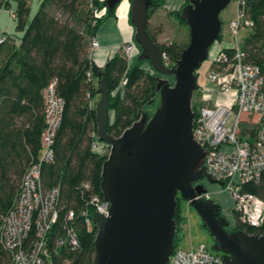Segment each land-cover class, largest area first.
Instances as JSON below:
<instances>
[{"label":"trees","instance_id":"obj_1","mask_svg":"<svg viewBox=\"0 0 264 264\" xmlns=\"http://www.w3.org/2000/svg\"><path fill=\"white\" fill-rule=\"evenodd\" d=\"M13 1L19 42L15 45L7 37L0 42V222L12 204L22 174L38 158L44 124L41 92L54 82V92L63 102L62 112L52 145L53 160L40 164L42 188H58L57 218L47 233V246L52 250L53 238L63 237L61 223L67 210L74 214L71 225L78 246H60L56 253H51L50 264H90L95 227L87 231L79 213L83 209L92 211L85 204L90 195L100 196L104 156L91 149L96 139L95 118L93 105L88 102L98 94L103 71L111 111L106 132L117 137L139 119L144 105L154 100L156 72L144 68L142 60L129 64L121 53L107 59L101 68L89 61V37L101 20L96 18L91 25L90 4L102 7L100 0H39L31 18L28 0ZM10 6L9 0H0L1 8ZM159 6V0L150 4L147 19ZM239 8L252 28L240 44L243 60L257 65L264 74V0H242ZM178 14L179 11L175 12L177 17ZM179 22L187 27L183 20ZM147 31L160 53H166L172 63L188 43H159L162 30H155L148 21ZM83 182L88 184L87 190L81 187ZM241 192L264 200V171L259 181L244 183ZM175 220L177 224L182 220L178 197ZM236 224L247 233L264 234V222L258 228L240 224L237 219ZM7 260V253L0 246V264H7Z\"/></svg>","mask_w":264,"mask_h":264},{"label":"water","instance_id":"obj_2","mask_svg":"<svg viewBox=\"0 0 264 264\" xmlns=\"http://www.w3.org/2000/svg\"><path fill=\"white\" fill-rule=\"evenodd\" d=\"M119 0H105L108 12ZM154 0H130L134 40L141 48L137 62L147 60L157 74L173 76L171 85L157 77L160 106L149 120H138L113 137L106 132L110 106L105 74L100 72L94 106L95 138L109 146L101 165L99 190L107 214L92 211L95 227L90 264H168L179 231L175 220L177 195L192 206L214 239L213 248L225 264H264V234L238 228L228 231L220 205L202 184L223 185L203 165L204 151L192 134V98L198 88L196 71L220 37V13L231 0H188L178 18L189 40L172 67L163 63L159 46L147 31Z\"/></svg>","mask_w":264,"mask_h":264},{"label":"built area","instance_id":"obj_3","mask_svg":"<svg viewBox=\"0 0 264 264\" xmlns=\"http://www.w3.org/2000/svg\"><path fill=\"white\" fill-rule=\"evenodd\" d=\"M241 3L242 0H238L237 16L229 23L235 42L219 50L210 59L207 78L216 86L218 97L212 103L209 102V90L198 86L199 94L196 100L194 96L192 98V134L205 153L203 165L207 174L216 181H222L223 189L230 193L238 222L258 228L264 222V200L251 193L241 192V187L246 182L259 181L264 171V74L257 65L243 60L244 53L236 41L242 22L251 25L239 8ZM103 10V6L90 4L91 25L96 18L101 17ZM10 15L14 17L13 12ZM3 39L1 37L0 42ZM97 47L98 43L92 34L88 51ZM138 48L135 40L130 38L119 49L130 64ZM161 57L165 66L175 65L166 53H161ZM86 76L90 81L89 71ZM41 95L44 124L39 135L38 158L22 174L12 204L0 222V246L8 255L7 264H50L51 253H56L60 246L67 245L71 249L78 246L71 225L74 216L72 210L64 214L61 223L63 237L53 238L52 250L47 246V233L57 218L58 188H42L40 164L53 160L52 145L63 102L54 92V82L45 86ZM88 104H91L90 100ZM98 143L95 139L91 149L96 151ZM81 187L87 190L89 186L83 182ZM209 197L208 192L203 195V198ZM85 204L92 211L107 214L108 202L101 195H90ZM91 212L83 209L79 213L87 231L93 226ZM223 256L212 255L203 245L189 251L174 246L168 264H225Z\"/></svg>","mask_w":264,"mask_h":264},{"label":"rangeland","instance_id":"obj_4","mask_svg":"<svg viewBox=\"0 0 264 264\" xmlns=\"http://www.w3.org/2000/svg\"><path fill=\"white\" fill-rule=\"evenodd\" d=\"M9 1L11 4V8L14 7V1L13 0H9ZM104 2L105 0H102V6H105ZM237 3L238 0H231L229 4L226 6V8H224L221 11L220 13V19L222 22L221 32H220L221 35H220V39H218L215 42H218L219 40L229 44H233L235 42V37L231 34L229 23L237 16ZM37 7H38V0H28L29 18L33 16L35 11L37 10ZM172 21H174L173 25L169 23L165 24L164 29L161 31L160 35L158 36V42L166 43V44L170 42H176L178 45H182L185 42H188L189 40L188 27H186L181 22H179V19L175 14H173ZM251 32H252L251 25H244V23L242 22V25L240 26L238 33L236 35V41L238 42V44H242L243 40L249 34H251ZM215 46L211 47L212 48L211 52L214 51ZM140 53H141V48L139 47L138 51L134 53L131 58L130 61L131 64L137 63ZM210 55L211 54L209 53L208 57L201 63L200 67L196 71L197 73L200 72V74L197 76L198 86L203 85L205 81L204 79L205 75L203 74V72H205V70L210 67L211 64ZM142 61H143L142 66L144 68L150 70L151 72H155L147 60H142ZM156 76L159 79L167 80V82L170 83L171 85L174 83L173 76L161 75L157 73ZM197 94H199V92L196 90L193 94L195 100ZM98 97L99 96L97 94L96 96H93L91 98V105H93V108L98 100ZM160 103L161 101H160L159 91H156V96L154 100L144 105L142 109V114L146 117V120H149L152 117L155 110L160 106ZM108 116L109 118L111 117V111H108ZM96 151L102 156H104V160H105L109 153V146L99 141V143L97 144ZM201 182H203L206 191L210 194L209 198H211L214 202L219 203L222 214L228 220L229 225L233 227L232 230L238 229L236 224L235 214L233 212V201L230 193L227 190H224L223 186H221L218 183H210L206 179L201 180ZM177 196L179 199V209L182 220L179 225L180 229L176 234V243H175L176 248L189 251L191 249L198 248L200 245H203L212 255H223L222 251H218L213 248L214 239L210 235L208 229L203 226L202 219L199 216V214L196 212V210L192 206L188 205L186 200L181 198L180 193H178Z\"/></svg>","mask_w":264,"mask_h":264},{"label":"crops","instance_id":"obj_5","mask_svg":"<svg viewBox=\"0 0 264 264\" xmlns=\"http://www.w3.org/2000/svg\"><path fill=\"white\" fill-rule=\"evenodd\" d=\"M159 2H161V6L151 13L148 19L149 25L155 28V30H163L166 23L173 25V14L177 11L180 12L182 7L188 3V0H159ZM103 7L104 10L101 15V20L94 29V36L98 43V47L88 51L89 61L99 68L103 66L107 59L120 53L119 48L121 44L127 39H134L133 36L135 32L130 21V0H119L110 13L106 6ZM13 8L14 7L11 8V6L9 9L0 7V38H10L14 44L17 45L19 42V33L15 31V18L10 15V12H13ZM229 45V43L220 40L215 42L211 46H215L214 51L211 52L212 48H210V59H212L219 50L228 48ZM209 69L210 67L206 69L207 71L205 70V72H203L205 81L203 85L199 87L209 90L211 95L209 102L212 103L218 97V94L216 93V86L207 78L206 73L208 74ZM199 74L200 72H196L197 76Z\"/></svg>","mask_w":264,"mask_h":264},{"label":"flooded vegetation","instance_id":"obj_6","mask_svg":"<svg viewBox=\"0 0 264 264\" xmlns=\"http://www.w3.org/2000/svg\"><path fill=\"white\" fill-rule=\"evenodd\" d=\"M203 179H206L205 177H203V178H201L199 181H197L196 182V184H202L203 185V182H201V180H203ZM207 180V179H206ZM204 186V185H203ZM219 215H223L222 214V212H221V210L219 211ZM228 221V220H227ZM203 222V221H202ZM180 223L179 224H177V226L180 228ZM225 229H227L228 231H231L232 229H233V227H231L230 225H229V222H228V225L225 227ZM223 253V252H222ZM223 255H225L224 253H223Z\"/></svg>","mask_w":264,"mask_h":264}]
</instances>
